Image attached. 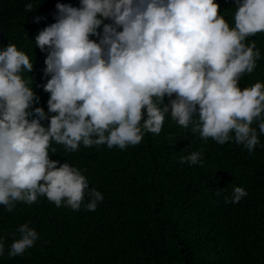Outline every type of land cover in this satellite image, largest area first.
Masks as SVG:
<instances>
[{"label":"clouds","instance_id":"clouds-1","mask_svg":"<svg viewBox=\"0 0 264 264\" xmlns=\"http://www.w3.org/2000/svg\"><path fill=\"white\" fill-rule=\"evenodd\" d=\"M257 33L264 0H0V264L46 255L17 201L48 204L37 221L103 205L61 155L139 144L168 116L252 152L264 135V81H240L261 60ZM179 155L202 166L200 151ZM247 194L235 186L225 200ZM117 225L105 221V234Z\"/></svg>","mask_w":264,"mask_h":264},{"label":"trees","instance_id":"trees-1","mask_svg":"<svg viewBox=\"0 0 264 264\" xmlns=\"http://www.w3.org/2000/svg\"><path fill=\"white\" fill-rule=\"evenodd\" d=\"M221 5L227 17L230 5ZM252 40L261 60L243 74L240 87L264 81V33ZM168 118L159 134L146 132L125 149L93 145L60 156L105 196L101 208L82 204L79 214L71 210L37 221L32 214L48 204L16 202L45 242L46 255L37 264H264V135L249 152L234 141L203 140L191 126ZM182 132H189L186 140ZM185 148L202 153V166L181 163ZM235 186L248 194L226 202ZM88 200L86 194L84 204ZM107 220L118 223L109 234Z\"/></svg>","mask_w":264,"mask_h":264}]
</instances>
